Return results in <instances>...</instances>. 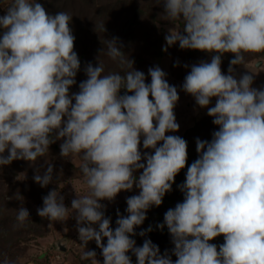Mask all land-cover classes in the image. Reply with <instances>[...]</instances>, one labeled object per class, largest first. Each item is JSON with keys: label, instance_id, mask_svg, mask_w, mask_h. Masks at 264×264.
I'll use <instances>...</instances> for the list:
<instances>
[{"label": "clouds", "instance_id": "9594fccd", "mask_svg": "<svg viewBox=\"0 0 264 264\" xmlns=\"http://www.w3.org/2000/svg\"><path fill=\"white\" fill-rule=\"evenodd\" d=\"M158 2L167 21L183 23L182 29L168 30L163 51L178 42L181 49L212 54L210 62L191 66L182 90L207 108L218 126L211 141L196 140L198 158L179 186L183 201L157 226H167L176 260L167 252L161 255L150 239L136 246L131 237L187 164L186 140L166 135L180 127L174 112L177 88L158 66L148 69L151 82L146 83L144 72L112 38L104 40L102 53L122 71L105 73L99 60L97 66L88 64L87 79L70 93L80 70L72 16L51 15L37 0H10L0 16V166L34 162L56 141H62L61 157L80 160L87 194H76L68 208L52 189L37 213L50 222H64L74 213L81 259L91 264L100 261L95 250L86 248L90 241L101 249L103 264H132L130 252L137 264H264V88L252 87L251 74L235 75L247 55L264 54V0ZM94 30L106 28L100 24ZM226 53L234 57L227 74L221 69ZM213 98L215 105L209 107ZM141 143L152 151L142 152ZM33 179L48 186L53 166ZM134 186L139 194L127 198L128 215L119 217L113 230L100 201H112ZM15 219V227H24L28 209H17ZM221 235L222 244L211 243Z\"/></svg>", "mask_w": 264, "mask_h": 264}, {"label": "rangeland", "instance_id": "374dc122", "mask_svg": "<svg viewBox=\"0 0 264 264\" xmlns=\"http://www.w3.org/2000/svg\"><path fill=\"white\" fill-rule=\"evenodd\" d=\"M46 11L55 15L54 8L61 9L72 16L71 23L75 27V51L80 60V70L75 77L76 84L70 88V93L79 91V83L86 80L85 69L88 64L97 66L98 60L104 65L105 73L121 72V68L113 62L105 53H102L104 44L99 47L96 40L118 38V45H122V51L134 61L133 67L144 72L146 83L151 82L148 69L159 67L166 73V80L177 88L179 101L174 109L176 121L179 124L177 132H168L166 135H177L187 142V149L196 147V140L211 141L212 134L218 130L213 123V117L207 115V108H200L194 97L182 90V84L191 66L202 61L210 62L211 55L207 52L191 49H181L179 43L162 49L166 46L165 36L170 28L175 26L183 28L182 21H167L164 9L158 0H37ZM10 0H0V16L6 14ZM153 17L150 18V15ZM104 24L107 33L94 30L95 25ZM3 29H0V36ZM90 39H93L91 42ZM100 49L99 51H97ZM230 54V53H228ZM232 55V54H230ZM232 58H221V69L225 74ZM257 63L261 67H256ZM187 65V67H185ZM253 72V73H252ZM245 73L254 76L253 88H264V54H249L246 56V64L235 66L236 78ZM124 90H121L123 94ZM74 102V101H73ZM213 98L209 107L215 105ZM56 141L49 146V152L34 162L26 160H14L11 164L0 166V264L4 259L14 260L16 264H91V261L82 260L81 247L76 220L73 213L64 222H50L41 218L37 209L43 207V197L52 189H57L64 197L65 206L71 208V201L77 195H86L88 189L84 184L79 170L80 160L75 157L64 158L60 155V144ZM141 151L143 149L141 143ZM53 166V182L46 187H41L33 179L39 172L43 174L48 165ZM142 170L135 173L138 177ZM139 189L133 187L130 191H121L114 200L100 201L106 218L110 219V227H117L119 217L128 215L127 198L138 195ZM168 210L176 205L168 203ZM25 207L29 211V220L21 228L15 227L16 210ZM159 207L151 206L146 213V219L142 225L135 228L136 235L131 238L136 241V246H142L145 239H150L159 247L160 254L165 252L175 261L173 255L174 244L168 232L167 226L161 230L157 226L164 222L163 217L156 216L160 213ZM157 223L153 228V235L147 232L142 237L139 233L147 230L152 223ZM98 229V225H94ZM152 228V227H151ZM152 232V231H151ZM167 234L165 242L161 237ZM106 244V238L103 241ZM224 242L223 236L214 238L211 243L219 246ZM86 248L95 250L96 259L103 264L101 249L95 241L88 242ZM132 264H137L136 257L132 253Z\"/></svg>", "mask_w": 264, "mask_h": 264}, {"label": "trees", "instance_id": "16d2710c", "mask_svg": "<svg viewBox=\"0 0 264 264\" xmlns=\"http://www.w3.org/2000/svg\"><path fill=\"white\" fill-rule=\"evenodd\" d=\"M55 13H58L61 11V9L58 10V8H54L53 9ZM153 17V20L155 19L154 15L151 14L150 18ZM71 28L72 30L75 31V27L74 25L71 23ZM101 34V32H99ZM104 33H107V31H105ZM91 42L93 41V39H90ZM105 40V39H104ZM96 44L99 47H102L104 45V41L103 40H96ZM100 49H98L97 51H99ZM261 54H258V56H260ZM223 57H229V58H234L233 55H230L228 53L224 54ZM187 153H188V159H187V164L186 167L184 169H182L175 177V183H173L172 185V190L168 193L165 194V196L163 197L162 200V204L159 207L158 210H160V213L158 214V211L156 213V216L158 215V217H163V215H165L166 211L168 210L169 206L168 203H173V204H177L183 201V193L180 191L179 186L182 185L186 179V172H187V166L191 165L192 162H194L197 158H198V153L196 151V147L193 149H187ZM153 225L152 227V232H148L150 235H153V230H154V226L157 224L152 223ZM165 242H167L168 240H171L170 238H168L167 234H162L161 237Z\"/></svg>", "mask_w": 264, "mask_h": 264}]
</instances>
